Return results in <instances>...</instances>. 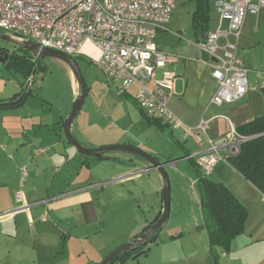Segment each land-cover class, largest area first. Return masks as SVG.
I'll return each instance as SVG.
<instances>
[{"label":"crops","instance_id":"1","mask_svg":"<svg viewBox=\"0 0 264 264\" xmlns=\"http://www.w3.org/2000/svg\"><path fill=\"white\" fill-rule=\"evenodd\" d=\"M210 2L212 8L205 34L195 32L191 16L193 37L185 39L182 31L169 27L170 24L179 26L172 17L177 7L176 0L166 27L158 30L155 35V44L159 49L180 57L170 67L177 77L173 94L168 98L169 109L187 126H196L201 121H206L207 136L202 135L201 141H196L192 136L183 139L181 128L171 129L168 125H163V120L161 129L148 123L144 111L134 98L137 90L135 85L119 95L121 104L126 105L127 109L138 110V120L141 118L165 140L171 138L174 141L175 149L165 154L168 155L165 160L160 161L153 156L159 152L152 148L148 149L150 153H154L150 155L160 162L187 160L195 170L196 184L199 172L190 157L208 147L207 137L213 140L228 137L231 128L236 130L241 125L264 116V96L259 92V88L264 86V10L246 12L237 42L236 54L249 70L247 93L236 102L215 105L211 103V98L217 89V81L211 75L210 67L201 62L203 53L197 46V41L214 30L217 24V13L213 1ZM194 9L195 0L192 12ZM220 41L222 44V40ZM67 68L73 91L76 92V81L68 66ZM19 76L23 78L22 75ZM19 92L20 90L10 95L0 88V102L17 99L19 95L16 93ZM29 96L41 98L31 91L17 106L0 108V264H99L111 251L147 229L160 215L161 180L153 175L154 199L147 212L139 202L132 203L126 199L121 203L108 196L104 197L102 192L106 187L97 196L93 195L92 188L104 181L92 185L84 179L73 180L68 164L72 160L79 162L80 159H77L76 151L69 147L62 136L63 120L59 121L48 115L43 117L45 113L41 116L31 110L30 115L25 116L21 106ZM18 107L20 109H13ZM108 137L95 138L87 144L98 147L109 143H125L138 148L142 145L120 133ZM102 158L108 159V155ZM85 160L88 159L81 160L82 164H85ZM22 164L27 165L29 172V181L26 180L28 184L22 187L28 207L24 211L10 214L17 205L14 193L19 188V167ZM148 167L149 165L146 168L150 169ZM130 168L132 167L122 169L115 178L128 177L133 173L129 171ZM200 173L226 185L247 210L243 230L232 238L227 249H216L217 264H264V201L261 192L229 160H219L208 173L202 170ZM143 176L137 177V180ZM109 187L128 189L134 194L130 185L125 183L115 182ZM199 207L201 209L200 198ZM160 232L157 239L149 244L158 243ZM103 234L104 237L100 238L99 235ZM183 236L189 238L191 245L188 251H194L196 255L200 253L205 262L209 260V263L216 264L210 250L204 218L199 227L188 228ZM162 257L167 255L163 253Z\"/></svg>","mask_w":264,"mask_h":264},{"label":"built area","instance_id":"2","mask_svg":"<svg viewBox=\"0 0 264 264\" xmlns=\"http://www.w3.org/2000/svg\"><path fill=\"white\" fill-rule=\"evenodd\" d=\"M212 1L217 24L197 46L203 53L201 62L217 81L211 103L229 104L249 89V70L236 54L237 42L246 12L264 10V0ZM175 4L176 0H0V31L70 57L85 55L108 82L117 84L119 95L135 85L134 98L147 116L161 118L171 129L181 128L183 139L192 136L201 141L202 135L207 136V122L187 126L168 107L177 77L170 67L180 57L155 44V35L166 27ZM28 79L23 83L25 90L30 86ZM248 138L231 128L228 137H207L208 147L193 157L202 172L208 173L217 161L238 154ZM28 176L27 165L22 164L14 193L17 205L10 214L28 207L22 191ZM261 198L264 201V192Z\"/></svg>","mask_w":264,"mask_h":264},{"label":"rangeland","instance_id":"3","mask_svg":"<svg viewBox=\"0 0 264 264\" xmlns=\"http://www.w3.org/2000/svg\"><path fill=\"white\" fill-rule=\"evenodd\" d=\"M193 8L194 0H177V7L172 17L179 26L169 25L170 28L182 31V36L185 39L193 37L190 25ZM0 44H5L9 48L12 46V44L2 39H0ZM75 58L84 77L87 91L83 104L71 125V132L79 142L85 147H92L87 144L89 140L95 138L108 139V135L120 133L132 142L142 144L139 148L148 154H154L148 151L149 148L157 150L156 152L159 153L153 156H156L160 161L165 160L168 156L165 154L175 149L174 141L171 138L165 140L141 118L138 120V116L136 117L137 109H127L126 105H122L121 96L117 93V84L108 82L105 75L89 58L78 56H75ZM33 61L35 62V58H33ZM40 67H44V70ZM40 67L36 70L34 68L28 80L30 81L29 88L32 93L41 98L29 96L21 106L24 109V115H30L31 110L39 115L41 114V116L45 113L43 117L48 115L53 119L58 118L59 121L64 120L69 114L76 96V92L73 91L71 77L68 74V68L63 61L54 57L42 58ZM0 76V88L5 89V92L12 95L21 89L19 85L23 82V78L13 70L5 68L2 63H0ZM42 109H44L43 112ZM61 133L63 136L62 128ZM69 147L76 151L77 159H80L79 162L72 160L68 164V170L72 174L73 180L84 179L87 180L86 183L92 185L95 182L104 181L103 184L92 188L94 189L93 195L97 196L99 191L106 187L102 192L104 197L108 196L109 199L121 203L126 199L132 203L139 202L147 212V209L153 204L152 179L153 175H156L161 180L160 198L161 175L156 168L140 171L149 165L145 159L123 150H113L104 154V156L108 155V159L85 158L72 145L69 144ZM84 159L89 161L85 160V164H82L81 160ZM128 167H132L129 171H133L128 176L129 178H115L122 169ZM164 169L168 174L170 185L169 214L159 234L158 243L146 245L145 251L136 256H128L123 264H214V262L209 263V260L205 262L199 255L200 253L196 255L194 251H188L191 244L189 238L183 236L188 228L194 227L195 229L203 223L194 168L187 160H178L176 162L167 161ZM142 175L144 176L137 180V177ZM26 180L29 181V178ZM27 181L24 183L25 185L28 184ZM115 182L130 185L134 194H131L128 189L110 188L109 185ZM181 231L184 234H181ZM105 234L99 235V237H104ZM108 238L110 239V237ZM94 242L95 239H93V247ZM163 253L167 257H162Z\"/></svg>","mask_w":264,"mask_h":264},{"label":"trees","instance_id":"4","mask_svg":"<svg viewBox=\"0 0 264 264\" xmlns=\"http://www.w3.org/2000/svg\"><path fill=\"white\" fill-rule=\"evenodd\" d=\"M211 8L212 4L210 0H195V9L191 15V25L196 33L205 34L207 31ZM78 57L86 56L78 55ZM4 66L8 70H13L15 73L22 75L26 80L30 77L32 71H34V68L36 70L40 67V61L35 63L33 56L28 51H23L21 54L12 55L4 63ZM42 69L44 70V67ZM23 83L20 85L21 89L19 93H16L17 95H20L23 91H25V95L31 93L30 88L27 90L23 89ZM145 115L144 117L147 122L158 129H161L163 125H167L166 123L162 125L161 118ZM236 132L245 137L256 136L242 142L238 154L229 157L228 160L258 191L264 192V116L241 125L236 129ZM102 157L104 155L93 158L98 159ZM190 160L199 172L197 186L200 196V206L204 218V226L208 233L210 250L217 264L218 254L216 253V249H227L232 238L243 230L247 210L226 185L202 175L200 173L201 168L196 159L191 156ZM156 239L157 235H151L149 242L143 243L131 252L120 254L108 264H123L128 256H136L140 252L145 251V246Z\"/></svg>","mask_w":264,"mask_h":264},{"label":"water","instance_id":"5","mask_svg":"<svg viewBox=\"0 0 264 264\" xmlns=\"http://www.w3.org/2000/svg\"><path fill=\"white\" fill-rule=\"evenodd\" d=\"M205 36L206 35H204L203 39L205 38ZM0 39L9 42L13 46H17L20 49L28 51L33 56V58H35V63H37L44 57H54L63 61L69 67L76 81L77 91L72 103L71 110L67 117L63 120L62 132L65 140L69 144H71L80 155L85 157H100L113 150H123L144 158L146 161L149 162L148 168H156L161 175L162 209L159 217L153 224H151L147 229L142 231L139 235L111 251L106 257L102 259L99 264H108L111 260L119 256L120 254L125 252H131L136 248L140 247L143 243L149 242V237L151 235H157L161 231L164 223L167 221L169 214L170 185L167 173L164 169V165L166 164V162H160L147 152L138 148L137 146L125 143L109 144L98 147L83 146L71 132V125L74 122L75 117L77 116L87 93L86 83L81 73L77 59L75 57H70L53 49L42 47L39 43L34 42L33 40L19 38V36L15 38L11 34L2 31H0ZM8 56L9 51L7 49L0 48V63L4 64L7 61ZM259 92L264 96V86L259 88ZM24 95L25 91H23L15 100L1 101L0 108L17 106L22 101ZM255 136H252L250 138H253Z\"/></svg>","mask_w":264,"mask_h":264},{"label":"flooded vegetation","instance_id":"6","mask_svg":"<svg viewBox=\"0 0 264 264\" xmlns=\"http://www.w3.org/2000/svg\"><path fill=\"white\" fill-rule=\"evenodd\" d=\"M7 42V41H6ZM0 48H4V49H7L9 51V56H8V59L11 58L12 55L14 54H21L23 53V51H26L24 49H20L19 47L17 46H11L10 48L5 45V44H0Z\"/></svg>","mask_w":264,"mask_h":264}]
</instances>
